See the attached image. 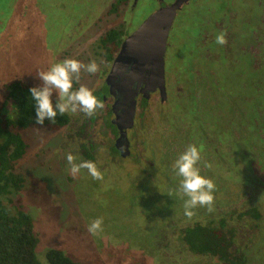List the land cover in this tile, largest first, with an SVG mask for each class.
<instances>
[{"label":"flooded vegetation","instance_id":"flooded-vegetation-1","mask_svg":"<svg viewBox=\"0 0 264 264\" xmlns=\"http://www.w3.org/2000/svg\"><path fill=\"white\" fill-rule=\"evenodd\" d=\"M30 1L10 0V6L28 14L39 11ZM63 1L70 16L44 60L7 67L0 76V110L14 97L11 83L50 94L63 122L28 125L49 131L44 144H56L64 180L73 182L80 173L111 178L115 167L127 179L133 213L152 223L149 214L165 218V206L167 219L153 227L162 239L154 243L148 237L147 254L205 264H261L256 256L264 252V0ZM77 4L85 6L84 12L76 11ZM170 5L175 9L161 75L137 62L142 37L119 59L142 22ZM200 11L202 16L191 22V12ZM186 13L190 21L185 34L178 35L182 40L175 52L178 18ZM241 60L240 71L229 78ZM215 163L238 182L223 189L222 177L207 176ZM154 172L165 193L158 190L159 182L154 185ZM195 226L213 230L219 239L214 234L210 240L225 253L190 252L181 233Z\"/></svg>","mask_w":264,"mask_h":264},{"label":"rangeland","instance_id":"rangeland-1","mask_svg":"<svg viewBox=\"0 0 264 264\" xmlns=\"http://www.w3.org/2000/svg\"><path fill=\"white\" fill-rule=\"evenodd\" d=\"M24 1L30 0H21ZM30 2L38 4L40 7L33 8L40 12L29 11L28 14L18 5L11 7L10 0H0V76L7 67L18 69L29 65L34 59L43 57L44 60L45 51H49L53 42L60 38L58 34L66 25L65 19L70 16L69 8L63 0ZM84 10V5L77 4L78 13ZM20 13L22 15L18 19ZM28 16H32V21ZM201 16V11L197 15L191 12V22L195 23ZM189 18L187 13L178 18L179 27L175 32L177 37L173 40L175 52L179 51L178 42L182 40L178 35L183 36L187 31ZM138 20V17L133 19L134 22ZM189 39L188 36L185 39L188 45ZM22 60L27 61L19 63ZM243 64L244 60H241L239 67L230 72L229 78L236 77L234 73L240 71ZM175 112L179 115L178 111ZM180 117L183 121L188 118L184 114ZM20 133L26 143L25 153L14 163L13 168L22 174L23 182L19 192L7 193L6 200H9L7 206L10 209L18 208L29 213L37 236L35 255L40 261H44L45 250L53 248L85 264H205L204 260L191 261L188 257L174 260L159 254H147L145 249L150 250L147 246L148 237L155 243L163 235L162 232L160 236L154 233L153 227L160 226L161 220L167 219L169 212L163 205L165 218L162 216L158 219L156 214H149L152 223L138 213H133L132 204L129 203V185L123 171H116L112 167L111 178L80 173L79 179L68 183L60 174L56 144H44L49 131L41 125L32 124ZM49 145H53L52 149ZM196 147L200 151L198 144ZM228 163L231 164V161L228 160ZM208 168L207 176L213 173L223 178V189L226 183L238 182L236 176H232L217 163L210 165L211 170ZM158 173L154 172V185L159 182L158 190L164 192V183L158 180ZM173 213L178 211L174 209ZM174 219L178 222L181 220L178 214L174 215ZM256 258L264 264V252L258 253Z\"/></svg>","mask_w":264,"mask_h":264},{"label":"trees","instance_id":"trees-1","mask_svg":"<svg viewBox=\"0 0 264 264\" xmlns=\"http://www.w3.org/2000/svg\"><path fill=\"white\" fill-rule=\"evenodd\" d=\"M11 94L14 97L8 106L0 110V264H85L53 248L46 249L44 261H40L35 255L37 236L29 213L7 206V193L17 192L23 181L22 176L13 171V162L25 149L19 130L31 123L53 126L64 120L54 98L39 88L11 83ZM211 233L203 227H187L181 239L190 252L224 254L222 245L210 240L214 234L218 239L219 236L213 230ZM225 264H244V261L229 260Z\"/></svg>","mask_w":264,"mask_h":264},{"label":"water","instance_id":"water-1","mask_svg":"<svg viewBox=\"0 0 264 264\" xmlns=\"http://www.w3.org/2000/svg\"><path fill=\"white\" fill-rule=\"evenodd\" d=\"M175 5H170L164 10L157 11L147 17L142 24L127 39L119 53V59L123 58L126 52V46L133 43L135 38L142 37L143 41L139 43L140 49H137L136 60L140 63L141 69L146 65L155 72L162 73V55L164 51V41L167 28L173 17Z\"/></svg>","mask_w":264,"mask_h":264}]
</instances>
